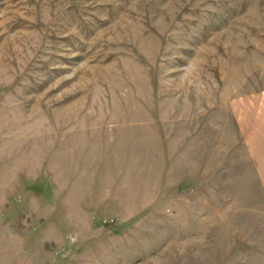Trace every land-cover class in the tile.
Listing matches in <instances>:
<instances>
[{"label": "rangeland", "instance_id": "obj_1", "mask_svg": "<svg viewBox=\"0 0 264 264\" xmlns=\"http://www.w3.org/2000/svg\"><path fill=\"white\" fill-rule=\"evenodd\" d=\"M263 120L264 0H0V264H264Z\"/></svg>", "mask_w": 264, "mask_h": 264}, {"label": "crops", "instance_id": "obj_2", "mask_svg": "<svg viewBox=\"0 0 264 264\" xmlns=\"http://www.w3.org/2000/svg\"><path fill=\"white\" fill-rule=\"evenodd\" d=\"M264 121V120H263ZM263 139L264 140V132H263V135L262 136H260V138L259 139ZM264 146V145H263ZM264 157V156H263ZM256 161H258L259 163H260V168L264 171V159H258V160H256ZM262 164V165H261ZM263 176V177H262ZM261 177L262 178H264V175H262Z\"/></svg>", "mask_w": 264, "mask_h": 264}]
</instances>
